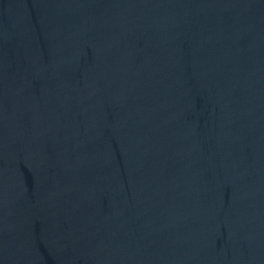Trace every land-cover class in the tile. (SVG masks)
I'll use <instances>...</instances> for the list:
<instances>
[{"label": "water", "instance_id": "obj_1", "mask_svg": "<svg viewBox=\"0 0 264 264\" xmlns=\"http://www.w3.org/2000/svg\"><path fill=\"white\" fill-rule=\"evenodd\" d=\"M0 264H264V0H0Z\"/></svg>", "mask_w": 264, "mask_h": 264}]
</instances>
